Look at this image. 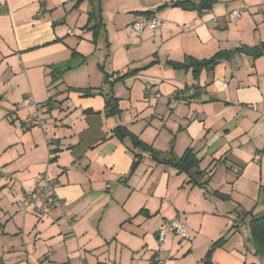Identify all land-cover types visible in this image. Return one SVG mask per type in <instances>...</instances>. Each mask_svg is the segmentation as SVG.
<instances>
[{"label":"crops","instance_id":"0c3cea01","mask_svg":"<svg viewBox=\"0 0 264 264\" xmlns=\"http://www.w3.org/2000/svg\"><path fill=\"white\" fill-rule=\"evenodd\" d=\"M171 1L103 0L95 43L88 0H0V264H264L246 227L264 214V0H220L202 14L169 6L157 12L163 26L134 32L135 12ZM237 49L198 78L166 64ZM155 59L115 84L121 112L107 115L105 72ZM28 96L43 125L24 123L37 114ZM119 125L164 153L173 139L177 156L193 148L209 184L148 153L131 173L141 151L114 136ZM43 174L64 207L20 214ZM180 213L191 238L160 243L161 224Z\"/></svg>","mask_w":264,"mask_h":264},{"label":"trees","instance_id":"16d2710c","mask_svg":"<svg viewBox=\"0 0 264 264\" xmlns=\"http://www.w3.org/2000/svg\"><path fill=\"white\" fill-rule=\"evenodd\" d=\"M82 1H85V0H77V2H82ZM88 1H90L94 5V7L90 10L89 21L84 28L93 31V34H94L93 41L97 43L96 39L99 36V32L101 31L102 27H104L103 26L104 24L101 18L103 0H88ZM219 1L220 0H174L171 2H164L158 5L155 8V10L135 12L139 16H143V17L141 19L139 18L138 20H135L134 22L145 21L147 19H150L151 17L156 16L157 12H160L169 6L181 7L182 9H185V10H196L199 14H202L203 12L209 11L212 8L213 4ZM133 23L131 25H133ZM238 50L239 49L234 50V51L220 50L215 55L207 59H197L195 57L188 56L185 58L184 61L167 60L166 64L175 69L190 70L192 71L193 77L198 78L202 69H212L221 59L230 58L232 54L234 52H237ZM73 53L76 54L77 52L73 51ZM156 63H158L157 59L139 68H132V69H127L122 72L117 71L114 73L105 72L106 81L110 83L111 87H113L117 82L123 81L124 79L130 76L136 75L140 71L145 70L155 65ZM70 68L71 66L68 64L54 68V70L51 72L52 80L57 81L61 79L65 71H67ZM192 87H194L196 90V87L194 85L190 86V88L188 89L190 90ZM100 92L104 93L102 89L100 90ZM91 93L92 92H85L84 94L90 95ZM105 98H106L105 112L107 115H115L121 112L119 108V98H117L114 95L113 91L105 94ZM51 102L52 100H49L47 105L51 106ZM113 133H114V136H117L122 141L125 139H129L132 146L141 151L140 153L136 152L135 154V160L132 165L131 173H133L136 170L139 163L141 162L143 158L142 153H148L155 162L168 165V166H173L178 171L188 174L189 177L191 178V182L194 185L204 187L209 184L211 180L210 176L206 177L204 180H199L201 177H205L206 172L200 168V160L197 158L196 153L193 148H187L182 156H177L174 152V139L171 142L170 150L167 153H164L156 149L153 145L148 144L145 141H143L141 138H139L136 134L131 132L128 128H126L123 125H119L115 127L113 129ZM215 195L221 199H225V200L230 199V196L221 194L219 192H215ZM57 196L58 198H60L58 194ZM249 228H250V238L254 244L256 252L264 256V214L252 215L249 220ZM224 241L225 240L223 237L220 240L216 241L214 245L215 246L223 245ZM210 262H211L210 260H207V263L210 264ZM250 264H255V263H250Z\"/></svg>","mask_w":264,"mask_h":264},{"label":"built area","instance_id":"2783aa9c","mask_svg":"<svg viewBox=\"0 0 264 264\" xmlns=\"http://www.w3.org/2000/svg\"><path fill=\"white\" fill-rule=\"evenodd\" d=\"M232 17L238 19L241 17V12L239 10H234L231 13ZM163 26V20L158 16H153L150 19L145 21H136L133 23L132 28L138 35H141L145 28L157 29ZM193 91V89H192ZM24 105L26 107L34 105L37 110V114L34 116H28L25 118L24 123L33 126V125H43L44 121L41 118V109L43 104L36 102L33 97H27L24 100ZM56 182L49 177L47 174H43L38 177L36 180L34 190L27 194L19 203V213L25 214L28 211L30 205H35L36 210L40 214H45L51 212L55 207L62 206L64 207V202L58 198L56 193ZM180 216L172 220L165 221L161 224L158 230V239L160 243L166 241L168 233H173L180 235L183 238L190 239L191 236L186 232L185 226L182 223ZM159 264H163V261H160Z\"/></svg>","mask_w":264,"mask_h":264},{"label":"rangeland","instance_id":"374dc122","mask_svg":"<svg viewBox=\"0 0 264 264\" xmlns=\"http://www.w3.org/2000/svg\"><path fill=\"white\" fill-rule=\"evenodd\" d=\"M105 85V88H103L102 90H105V89H107V90H111V89H113L112 91L114 92V91H117V93H118V91H119V88H115L114 86L113 87H111V85H110V83L109 82H107L106 80H105V82L103 81V83H100L99 85ZM98 89V88H97ZM111 91V92H112ZM118 95V94H117ZM28 97H32V96H28ZM27 98V97H26ZM53 98H49V100H52ZM25 100V99H24ZM24 100H23V102H22V104H23V106H25L24 105ZM36 101V100H35ZM37 102V101H36ZM30 106H32V105H30ZM29 107V106H28ZM33 107H34V105H33ZM35 108V107H34ZM32 116H34V115H32ZM27 118V117H26ZM25 120V119H24ZM27 125V124H26ZM234 214V213H233ZM179 218L181 219V221H182V223L184 224V226H185V230H186V232L189 234V232H188V230H187V228H186V224H185V221H184V219H183V214L182 213H180L179 214ZM238 215L237 214H235V218L237 217ZM177 216H175L174 218H176ZM173 218V219H174ZM168 221V220H167ZM247 228H249V226H246ZM249 232H250V229H249ZM190 235V234H189ZM191 236V235H190Z\"/></svg>","mask_w":264,"mask_h":264},{"label":"water","instance_id":"95a60500","mask_svg":"<svg viewBox=\"0 0 264 264\" xmlns=\"http://www.w3.org/2000/svg\"><path fill=\"white\" fill-rule=\"evenodd\" d=\"M246 52H249V50L245 49ZM253 50H250V53H252ZM209 254H210V251H208L207 255H206V258H209Z\"/></svg>","mask_w":264,"mask_h":264}]
</instances>
